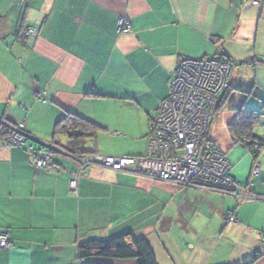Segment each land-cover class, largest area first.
I'll use <instances>...</instances> for the list:
<instances>
[{
	"label": "crops",
	"instance_id": "0c3cea01",
	"mask_svg": "<svg viewBox=\"0 0 264 264\" xmlns=\"http://www.w3.org/2000/svg\"><path fill=\"white\" fill-rule=\"evenodd\" d=\"M261 1L0 0V130L22 122L63 150L55 126L74 114L98 127L88 153L141 157L179 61L220 57L232 64L231 89L216 101L208 142L250 196L237 202L95 167L74 193L72 161L56 155L54 170H36L24 150L0 146V233L12 241L0 264H138L78 257L79 244L125 233L145 239L157 264H264V148L253 160L231 130L242 109L264 114ZM121 18L130 24L123 36ZM28 28L34 34L20 38ZM261 118L252 134L264 142Z\"/></svg>",
	"mask_w": 264,
	"mask_h": 264
},
{
	"label": "built area",
	"instance_id": "2783aa9c",
	"mask_svg": "<svg viewBox=\"0 0 264 264\" xmlns=\"http://www.w3.org/2000/svg\"><path fill=\"white\" fill-rule=\"evenodd\" d=\"M251 1L253 5L262 2ZM117 29L119 36L129 34V21L121 18ZM33 34L34 29L28 28L19 37L27 38ZM231 75V63L220 57L181 59L170 81V95L161 103L149 125L146 151L141 157H73L51 143L32 138L22 122L2 124L4 130L0 132V146L24 150L36 170H54L56 166L53 158L56 155L72 161L77 170L69 180V189L74 193L84 170L95 167L178 188L216 192L239 202L250 198L249 194L231 176L232 166L226 153L208 142L213 107L221 95L230 91ZM37 99H42V95L37 96ZM234 142L242 146L250 144L239 139ZM258 172L259 168L254 167L253 176L258 175ZM226 221L237 222L232 214L226 217ZM11 248L9 235L0 233V249Z\"/></svg>",
	"mask_w": 264,
	"mask_h": 264
},
{
	"label": "trees",
	"instance_id": "16d2710c",
	"mask_svg": "<svg viewBox=\"0 0 264 264\" xmlns=\"http://www.w3.org/2000/svg\"><path fill=\"white\" fill-rule=\"evenodd\" d=\"M226 61L231 63L227 59ZM261 110L260 112L258 110H240L238 120L231 128L237 136L236 140H243L242 136L247 137L245 141H249L250 144L243 147L247 149L253 160L258 158L260 151L264 148V142L252 134L255 126L259 124V119L264 116ZM97 128L94 123L74 114H68L57 122L54 134H62L67 137L68 146L63 149L64 152L73 157L83 158L95 155L86 151L85 142L95 136ZM3 130L4 128L1 126L0 132ZM255 145L258 147L255 148ZM78 257L80 260L102 258L135 260L138 264H157L155 254L148 242L132 233H125L109 240H90L81 243L78 245Z\"/></svg>",
	"mask_w": 264,
	"mask_h": 264
},
{
	"label": "rangeland",
	"instance_id": "374dc122",
	"mask_svg": "<svg viewBox=\"0 0 264 264\" xmlns=\"http://www.w3.org/2000/svg\"><path fill=\"white\" fill-rule=\"evenodd\" d=\"M229 103H231V102H229ZM262 119V118H261ZM261 122V121H260ZM260 124L261 123H259L258 125H256L255 126V128H254V132L256 133V132H258V128L260 127ZM237 141V140H236ZM245 141V140H244ZM235 144H239L238 142H235ZM238 147L240 148V149H242L243 151H247V149L245 148V147H243L241 144H239L238 145ZM258 146L256 145V148H257ZM88 156H90V155H88ZM85 157H87V156H85ZM253 175V174H252Z\"/></svg>",
	"mask_w": 264,
	"mask_h": 264
},
{
	"label": "water",
	"instance_id": "95a60500",
	"mask_svg": "<svg viewBox=\"0 0 264 264\" xmlns=\"http://www.w3.org/2000/svg\"><path fill=\"white\" fill-rule=\"evenodd\" d=\"M35 143H37V144H38L39 142H38V141H36Z\"/></svg>",
	"mask_w": 264,
	"mask_h": 264
}]
</instances>
